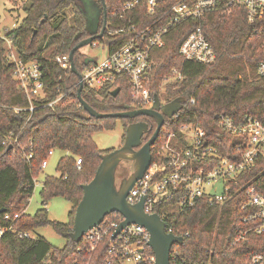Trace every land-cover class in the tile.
<instances>
[{"label": "trees", "instance_id": "obj_1", "mask_svg": "<svg viewBox=\"0 0 264 264\" xmlns=\"http://www.w3.org/2000/svg\"><path fill=\"white\" fill-rule=\"evenodd\" d=\"M16 2V0H11ZM124 0H29L21 23L0 36V264H122L111 260V235H105L94 250L83 237L74 242L76 208L83 197L82 185L90 182L101 162L102 155L114 149L103 150L93 134L113 130L120 120L127 130L133 122L145 121L153 129L146 133L143 143L153 135L157 124L151 117L96 118L80 104L77 97L79 77L71 67L62 68L58 56L70 54L82 40L98 35L104 24L103 2L107 22L111 27L113 11ZM201 27L217 53L214 64L186 60L179 52L184 39ZM250 22L246 6L240 0H218L216 8L202 19L188 18L176 24L166 35V44L154 48V66L149 86L158 95L165 94L171 102L178 97L196 99L189 113L165 118L159 137L152 147L156 150L166 140V130H176L184 123H195L206 130V143L231 159L238 158L245 148L243 136L234 134L219 124L218 115L227 114L235 120L254 116L264 122V75L259 74V63L264 60V34ZM6 38L12 41L18 56L24 61H36L43 70L47 99L65 94L64 101L54 108L38 105L33 112H16L15 107H27L29 102L13 75V64L6 55ZM125 36L109 34L93 42H106L116 47ZM77 69L82 72L93 60L82 49L74 55ZM178 69L182 80L168 82L166 77ZM120 87L113 95L112 87L99 90L84 87L83 98L97 111L115 113L140 107L132 98L133 86L125 76L116 82ZM172 121L169 125L168 122ZM125 141V135L123 137ZM242 149H238L239 145ZM12 146V147H10ZM66 151L57 165L58 175L47 174L41 188L43 207L35 214L26 209L36 187V179L43 171L42 163L51 151ZM32 153L31 158L24 156ZM82 159L78 167L77 159ZM254 186L264 194V157L253 167L241 173L240 189L231 200L219 204L207 196L197 197L193 204L181 205L183 192L168 199L158 200L155 212L172 228L174 234L184 237L171 250V264H246L253 251L264 252V233L248 232L235 241L239 232L248 231L253 223L244 221L243 204L247 189ZM57 196L66 197L72 204L69 221L64 223L49 218L47 205ZM8 216V217H6ZM123 216L113 212L101 225L120 223ZM51 225L66 238L64 247L53 246L45 237L20 236L32 234L39 227ZM147 250L153 255L154 251Z\"/></svg>", "mask_w": 264, "mask_h": 264}, {"label": "built area", "instance_id": "obj_2", "mask_svg": "<svg viewBox=\"0 0 264 264\" xmlns=\"http://www.w3.org/2000/svg\"><path fill=\"white\" fill-rule=\"evenodd\" d=\"M240 1L247 8L250 22L255 23L257 29L264 34V0ZM217 4L218 0H124L114 9V22L111 27L107 22L106 31L109 34L121 33L126 40L116 47L105 42V57H91L93 62L80 72L81 82L84 87L93 90L106 86L114 90L118 78L125 76L133 86L132 98L139 104L138 108L152 107L156 94L149 86L154 66L153 49L166 44V35L176 24L188 18L202 19ZM6 44L10 46L6 55L14 66L13 75L29 102V106L15 107L14 110L33 112L38 105L54 108L62 103L65 94L47 99L48 92L40 64L21 59L10 39L6 38ZM90 45L97 47L99 43L92 42ZM179 52L184 59L202 64H214L217 61V53L201 27L188 34L181 43ZM57 61L62 68L71 67L70 54L58 56ZM258 71L264 75V60L259 63ZM182 79V73L175 68L172 75L164 79L163 85ZM79 84L80 79L78 87ZM195 104V98L189 99L174 116L189 113ZM218 119L222 128L243 136L245 148L241 150L238 158L224 156L214 146L207 144L206 130L198 124L184 123L179 132L166 130V140L156 150L155 159L145 175L129 192L128 201L136 204L146 196L145 210L156 213L154 210L158 200L168 199L176 192L185 194L181 205L193 204L197 197L202 196L225 204L238 194L241 190L233 189V185L239 184L241 173L251 169L259 157H264V122L254 116L235 120L225 113L218 115ZM171 122L170 120L168 124ZM238 149H242L241 144ZM24 157L29 159L32 153ZM47 165L48 158L43 161L42 168L45 169ZM77 165H82L81 158L77 159ZM219 188L220 192H217ZM243 209L246 212L244 221L253 224L248 231L239 232L234 238L235 241L243 239L250 231L264 233V194L254 186L249 187ZM119 224H100L89 230L84 237L90 241V249L94 250L103 236L110 234V261L119 260L122 264H155V253L152 255L147 250L150 247L148 229L140 224H130L113 238ZM5 230L0 229V237ZM166 230L174 233L172 228L166 227ZM20 236L30 237L32 234L26 232ZM41 264L49 263L45 261ZM246 264H264V252L253 251Z\"/></svg>", "mask_w": 264, "mask_h": 264}, {"label": "water", "instance_id": "obj_3", "mask_svg": "<svg viewBox=\"0 0 264 264\" xmlns=\"http://www.w3.org/2000/svg\"><path fill=\"white\" fill-rule=\"evenodd\" d=\"M104 24L98 35L90 36L79 42L70 52L71 69L80 79L77 90V97L81 106L96 118H137L148 116L156 120L157 127L150 139L143 143L146 133L152 128L145 121L131 123L127 130L124 143L108 153L102 155L101 162L92 180L82 185L83 197L76 208L74 229L70 237L74 242H79L85 234L104 222L107 215L118 212L123 216V220L117 226L113 238L130 224H140L150 232L148 245L155 253V264H171V250L175 243L182 244L184 237L177 236L166 230V222L158 213H149L145 210L144 196L136 204L128 201L127 196L135 183L141 179L152 164V147L156 143L161 128L165 123V118H171L183 107L184 97L162 104L160 96L155 94L154 104L150 108H127L115 113H103L94 109L82 96L84 85L81 82L82 75L74 62V55L87 45H90L96 38H102L107 28V9L103 2ZM120 87L113 90L116 96L120 92ZM12 147V146H10ZM124 161L133 163L135 170L123 180L121 185H117V171ZM4 209H0V212Z\"/></svg>", "mask_w": 264, "mask_h": 264}, {"label": "rangeland", "instance_id": "obj_4", "mask_svg": "<svg viewBox=\"0 0 264 264\" xmlns=\"http://www.w3.org/2000/svg\"><path fill=\"white\" fill-rule=\"evenodd\" d=\"M29 3V0H16L13 2L11 0H0V36H5L6 32L13 29L18 24L21 23L25 16L24 5ZM10 46L6 44V54ZM14 48V47H13ZM15 49V48H14ZM84 52H87L90 57L102 59L107 53V49L104 42L99 41V46L92 47L87 45L82 48ZM16 51V50H15ZM160 99L164 104L167 101L165 94H161ZM124 135L126 136V129L123 127L120 120H117L116 128L113 130H100L93 134V138L100 149H116L119 148L124 143ZM66 154V151L55 150L50 153L48 157V165L39 174L36 179V187L34 193L29 201V205L26 212L29 214H35L41 207H43L41 198V188L43 185L44 177L49 175H58L57 165L61 157ZM135 170L132 162L124 161L121 163L118 171L116 182L119 186L123 178L129 177ZM217 192H220V188ZM73 204L63 196L53 197L49 200L47 205V210L49 218L54 221L68 222L70 212L72 210ZM33 237L43 236L45 237L53 246L62 248L66 245L67 240L65 237L60 235L55 231L51 225H46L39 227L32 233Z\"/></svg>", "mask_w": 264, "mask_h": 264}, {"label": "flooded vegetation", "instance_id": "obj_5", "mask_svg": "<svg viewBox=\"0 0 264 264\" xmlns=\"http://www.w3.org/2000/svg\"><path fill=\"white\" fill-rule=\"evenodd\" d=\"M166 103H169L168 101H166L164 104H166ZM152 120H154V122L156 123V120L155 119H153V118H151ZM157 124V123H156ZM152 129H153V125H151L150 126ZM126 178V177H125ZM125 178H123L122 180H121V183L123 182V180L125 179ZM128 178V177H127ZM121 183H119V185H121Z\"/></svg>", "mask_w": 264, "mask_h": 264}]
</instances>
